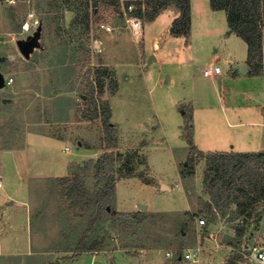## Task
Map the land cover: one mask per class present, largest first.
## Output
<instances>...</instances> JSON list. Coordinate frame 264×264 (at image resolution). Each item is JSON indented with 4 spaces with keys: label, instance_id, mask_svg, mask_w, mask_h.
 Here are the masks:
<instances>
[{
    "label": "rangeland",
    "instance_id": "374dc122",
    "mask_svg": "<svg viewBox=\"0 0 264 264\" xmlns=\"http://www.w3.org/2000/svg\"><path fill=\"white\" fill-rule=\"evenodd\" d=\"M125 1L143 2L137 26L125 14ZM117 3L119 8L108 0L96 12L89 6L86 29L74 20L84 13L85 0H16L15 4L0 0V72L4 76L0 87V208L7 190L15 191L19 205L11 217L12 228L0 227V252L8 253L0 254V264H230L233 257L238 264H256L243 261L239 250L264 244V213L259 219L245 220L244 227L234 204L213 219L206 214L205 159L193 154L192 165H187L191 154L182 129L184 113H189L198 149L259 150L255 141H248L246 132L227 127L233 117L231 108L263 94L261 76L239 81L230 72L229 62L245 58V42L228 33L225 12L214 10L209 0H190L188 39L175 32L176 6L148 19L144 13L151 14V7L144 0ZM28 11L39 18L42 28L41 46L26 59L15 41L27 34L20 29ZM101 23L110 30L101 28ZM154 53L156 61L151 56ZM101 67L115 81L107 97L104 90L94 87L95 70ZM212 67H219L222 77H205L203 70ZM109 79H105L107 86ZM91 87L111 108L116 138L111 149H101L105 137L102 112L98 107L93 114ZM217 93L228 99L223 105L227 114L217 105L209 106L218 103ZM62 106L73 108L68 113L71 119H66L71 124L55 125L50 138L30 134L39 127L49 131L46 123L55 117L66 121ZM55 107L62 114L54 113ZM64 129L72 136L70 140L58 135ZM25 137L29 140L23 141ZM26 142V149L20 151ZM83 148L89 149L91 158L83 161L84 168L71 167L68 175L83 181L90 201L97 189L94 164L105 151L111 154L103 173L112 172L117 178L98 232H90L85 241L88 244L96 236V249L77 251L93 210L87 202L72 205L65 191L69 180H57L54 175L65 173L61 167L67 161L81 159ZM126 160L129 163L119 169ZM127 171L133 175L121 176ZM30 172L52 177L29 176ZM260 201L254 204L255 211ZM138 203L146 205L149 223L137 230L109 213L111 208L137 209ZM236 228L240 242L229 246L225 241L237 235ZM197 245L201 252L196 262L186 257L174 261L176 254L183 255Z\"/></svg>",
    "mask_w": 264,
    "mask_h": 264
},
{
    "label": "trees",
    "instance_id": "16d2710c",
    "mask_svg": "<svg viewBox=\"0 0 264 264\" xmlns=\"http://www.w3.org/2000/svg\"><path fill=\"white\" fill-rule=\"evenodd\" d=\"M117 4L118 0H112ZM108 0H85V11L80 17H74L75 24L81 23L86 29L89 26V6L96 12L101 4H106ZM125 1V12L128 16L141 18L142 1ZM146 6L151 7V14L144 13L148 19H152L161 10L174 5L179 9V16L173 20L176 33H182L187 37L190 34V0H144ZM211 7L214 10H223L226 14L228 23V33H234L239 36L246 44V64L249 67L248 73L251 75H262L264 80V0H209ZM135 4V5H134ZM135 7L128 10L129 6ZM141 21V19H140ZM74 24V25H75ZM95 85L99 91L104 90L105 79H109L110 73L106 68H96ZM111 77V76H110ZM115 81L109 79L108 88L112 90ZM93 86V85H92ZM94 87L90 89L91 105L94 109V115L97 113L98 107L101 108V124L105 137L102 139L101 149L107 150L114 147L115 136L113 125L110 122L111 108L106 101H102L94 95ZM99 102V104L97 103ZM184 123L182 129L184 131L183 137L186 139L189 149L190 157L187 165H192L194 158H204L206 168L204 170V185L205 192L208 194V201H206V214L211 219L216 217L219 212H225L230 204L235 206V215L239 216V224L244 227L249 219H254L264 213V150L257 152L239 153L234 151H211L204 152L196 147L193 142L192 124L189 113H184ZM111 153L103 152L99 163L94 164L95 178L97 189L95 192L94 201L88 196L87 189L83 181L76 176H63L57 180H69L66 184V194L70 199L72 205H78L80 202H87L91 205L92 210L88 216L89 223L85 233L78 242L79 248L77 251L96 249L98 240L95 237L85 244L90 232L95 229L98 232L97 225L100 223L104 215L107 213V206L109 205L108 197L113 196L115 191L116 178L112 172L107 174L103 170L108 166L109 156ZM129 160L121 164V169L126 166ZM185 165V164H183ZM85 165L83 164L82 168ZM129 169V168H128ZM184 171L181 175L184 176ZM123 177H130L133 175L131 171L121 173ZM262 199V201H260ZM260 201V204L255 211L254 204ZM112 217L116 216L121 224L133 226L134 230L146 226L148 215L145 211L136 209L131 212L116 211L114 208L109 212ZM188 216L193 217L194 214L186 211ZM236 215V216H237ZM104 219V218H103ZM239 229L236 228L237 235L228 237L225 243L229 246H235L240 242L238 237ZM178 235L183 238L182 231ZM180 254H176L174 261H179ZM238 259L237 257H233Z\"/></svg>",
    "mask_w": 264,
    "mask_h": 264
},
{
    "label": "crops",
    "instance_id": "0c3cea01",
    "mask_svg": "<svg viewBox=\"0 0 264 264\" xmlns=\"http://www.w3.org/2000/svg\"><path fill=\"white\" fill-rule=\"evenodd\" d=\"M223 11V10H222ZM225 12V11H224ZM190 28H191V23H190ZM229 29V27H228ZM231 34V33H230ZM246 54H247V49H246ZM154 56L155 61L157 60V56L155 55H151ZM150 57V56H149ZM244 63L246 65L247 68V72L246 73H242L238 70H233L231 65L232 64H241ZM230 64V72L232 74V76H234L235 78H238V80L240 81V78H242L243 80H253V78H257L259 76L262 77V75H251L248 73L249 71V67L246 64V56L245 58H241L240 60H237L236 62H229ZM222 72V71H221ZM218 73V74H213L212 76H205V77H212V80L217 79V77H222V73ZM242 76V77H241ZM264 81V80H263ZM6 83H10V82H6ZM230 95H232L230 93ZM57 96V95H56ZM255 101H250L248 103H242L240 106L237 107H233L231 108V114H232V121H228L227 122V127L228 128H236V130L240 133H245L246 132V136L248 138V141H255L254 145L258 147V151L264 150V86H263V94L259 95L257 98H254ZM227 98L225 97V95L217 93V101L218 103L216 104H209V106L211 105H217L219 111L221 110L222 112H228L224 111V103L227 102ZM247 100V99H246ZM57 107H55L54 113L60 114L62 109H56ZM62 108L64 109V114H65V120L68 119V113L72 112L73 108H68V107H64L62 106ZM195 108L197 107H193L194 111ZM62 114V113H61ZM70 114V113H69ZM206 115V112H203V115ZM68 117V118H67ZM54 119V118H53ZM71 119V116L69 118V120ZM69 120L64 121L63 118H56L52 121V123L47 122L46 126L49 129V131L47 132H42V128L39 127L37 131L31 132L30 134H35V135H39L45 138H50L49 136L54 134L55 131V127L57 126V124H61L63 122H66V124H71L68 123L70 122ZM81 122H79L78 124H80ZM56 125V126H55ZM53 128V130H52ZM57 128V127H56ZM247 128V129H245ZM62 133H59L58 135L61 134V137L65 138L66 140H70L72 138L71 135H68L66 132V129L62 130ZM30 137V136H29ZM29 137H25V139H23V141H28ZM78 140V145L79 147L82 148L81 146V140ZM27 147V142L25 143L24 147H22V149H20V151H24V149H26ZM65 150H69V147L67 145L64 146ZM82 150L85 151V153L80 154V158L79 160H70L67 161L61 168H64L65 173L63 174V172H61L58 175H54L58 178L66 176L69 174V170L71 167H73L74 165H80L83 166V161L91 158L89 156H92L89 149H85L83 148ZM51 163L48 164V168H50ZM37 175H42V176H46V177H52V174H44V173H33L30 172L29 176H37ZM1 185V183H0ZM11 184L9 183L10 187ZM7 187V188H8ZM6 188V189H7ZM15 193V191H13ZM12 191L7 190L5 192V196L3 197L4 199V206L0 208L1 213H2V217H3V221H0V227L2 225H4L6 228H8V230H10L12 228V220L11 217L12 215H14L17 210H18V200L17 198L13 195ZM138 209V208H137ZM136 209H132V210H126V211H121V212H131V211H135ZM29 253V249L26 251V254ZM0 254L2 255H6L8 253H6L5 251L0 252ZM179 258V257H178ZM231 260V259H230ZM232 260H234L233 263L231 264H238L237 261H239L238 259L232 258Z\"/></svg>",
    "mask_w": 264,
    "mask_h": 264
},
{
    "label": "built area",
    "instance_id": "2783aa9c",
    "mask_svg": "<svg viewBox=\"0 0 264 264\" xmlns=\"http://www.w3.org/2000/svg\"><path fill=\"white\" fill-rule=\"evenodd\" d=\"M9 4H15L16 0H5ZM132 6L130 5L128 7V10H130ZM126 14V13H125ZM131 19H134L133 23L135 26H137L140 22V19L137 17H131ZM38 25H41V21L39 18L34 14L32 11H28L25 17V20L21 22V33H27L26 35L32 33ZM101 28H104L106 30H110L109 26H105L103 23L100 24ZM137 28V27H135ZM135 30V29H134ZM221 70L219 67H212L208 69H204L203 73L205 76H212L213 74H218L220 73ZM12 79L10 78L8 82H10ZM200 223H204V219L201 218ZM201 252V247L200 246H195L192 248H189L185 251L183 255H179V260L183 257H186L187 259L191 260L192 262H196L199 254ZM240 257L243 259L245 262H252L256 264H264V244L259 245V246H252L249 249H241L239 250ZM167 256L173 257V254H171L169 251L166 252Z\"/></svg>",
    "mask_w": 264,
    "mask_h": 264
},
{
    "label": "water",
    "instance_id": "95a60500",
    "mask_svg": "<svg viewBox=\"0 0 264 264\" xmlns=\"http://www.w3.org/2000/svg\"><path fill=\"white\" fill-rule=\"evenodd\" d=\"M41 28H42V26L38 25L32 33L26 35L23 38H18L15 41L19 52L26 59H28L30 57L31 53L34 51L35 48H39L41 46V44H40ZM231 67L233 70H238L242 73L247 72V68H246V65L244 63L232 64ZM3 86H4V76L0 72V87H3ZM107 92H108V86H107V84H105V86H104V96L105 97H107ZM96 165H97V163H96ZM138 209L144 211L146 209V205L142 204V203H138ZM260 216L257 219H259ZM244 220H246V219H244ZM233 262H234V260L231 259L230 264Z\"/></svg>",
    "mask_w": 264,
    "mask_h": 264
}]
</instances>
